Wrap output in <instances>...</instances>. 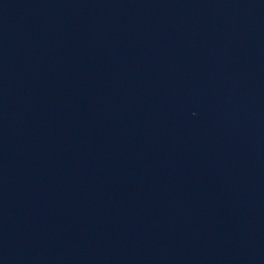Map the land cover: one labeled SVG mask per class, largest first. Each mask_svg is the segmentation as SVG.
Here are the masks:
<instances>
[{
  "label": "water",
  "instance_id": "water-1",
  "mask_svg": "<svg viewBox=\"0 0 264 264\" xmlns=\"http://www.w3.org/2000/svg\"><path fill=\"white\" fill-rule=\"evenodd\" d=\"M0 264H264V0H0Z\"/></svg>",
  "mask_w": 264,
  "mask_h": 264
}]
</instances>
